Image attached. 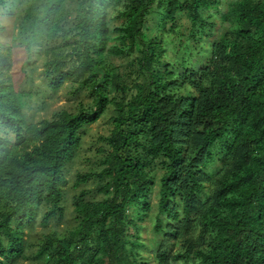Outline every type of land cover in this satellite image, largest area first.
Masks as SVG:
<instances>
[{"label": "trees", "instance_id": "1", "mask_svg": "<svg viewBox=\"0 0 264 264\" xmlns=\"http://www.w3.org/2000/svg\"><path fill=\"white\" fill-rule=\"evenodd\" d=\"M220 2L31 0L23 9L19 46L29 57L42 40L49 86L72 80L91 102L29 121L10 80L12 49L0 51V264L25 258V229L42 207L41 225L62 218L63 171L76 157L82 129L109 106L116 114L103 138L110 151L93 176L106 178L112 195L87 200L80 193L76 226L64 236L43 235L29 264H264V0H236L220 15L224 32L207 66L168 70L160 36L144 33L155 11L161 33L181 13L194 41L209 38L214 25L205 13ZM110 56L135 65L128 98ZM215 161L219 166L207 173ZM157 169L153 233L162 239L151 262L138 252V236L125 239L127 225L135 224L125 212L135 204L137 218L147 216Z\"/></svg>", "mask_w": 264, "mask_h": 264}, {"label": "rangeland", "instance_id": "2", "mask_svg": "<svg viewBox=\"0 0 264 264\" xmlns=\"http://www.w3.org/2000/svg\"><path fill=\"white\" fill-rule=\"evenodd\" d=\"M236 0H221L218 6L210 8L205 15L209 14L210 22L214 28L212 36L201 41H194L188 32L189 23L184 14L177 15V24L170 30V23L165 25V32H160L158 14L153 11L145 19L144 33L147 38L160 36L161 57L160 59L169 64L168 70L176 71L194 63L195 67L207 66L210 58V51L213 42L224 32V24L220 15L229 10L231 4ZM31 0H10L5 8L0 6V25L4 30L0 31V51L7 48L12 49V64L10 68V80L16 92L22 95L24 104L23 111L26 118L34 123L42 119H49L61 110L76 112L81 105L88 106L91 102L89 94L82 90L75 92L76 83L72 80L65 81L59 88L52 89L49 86L48 79L44 73V63L47 58L43 53L42 40L35 44L32 53L27 56L25 49L19 46L16 40L17 25L21 20L23 9L28 6ZM67 7L74 8V2H68ZM114 14H110L112 16ZM74 11L69 15L73 18ZM120 21L113 22V25ZM113 65H116L118 72L123 75L124 84L129 87L127 98L133 91L132 85L136 81V75L133 70L135 65L130 64L131 58H113L109 57ZM183 66V67H182ZM112 95L119 98V92H113ZM113 107H108L103 116L95 123L85 126L81 131V143L74 160L65 167L63 174L66 184L63 188V197L60 206L63 210L61 219L54 218L45 226L40 224V220L46 207H42L32 225L25 229L26 245L24 250V259H20L19 264H29L34 261L35 252L38 248L43 235L50 232H56L60 236L66 235L77 224V216L74 211V200L80 194H84L87 200H101L112 195V191L105 192L107 179H99L93 176L101 170V160L110 151V148L103 140L109 136L115 116ZM5 130L0 129V134ZM215 161L205 169L207 173L214 172L219 166ZM161 170H153L155 185L149 195L150 211L144 220L140 221L137 217V208L131 204L126 208L125 218L134 221L135 224L127 225L125 239L133 240L138 236V240L143 247L138 252L146 259L153 262L154 253L161 241V236H155L153 233L154 219L157 214L159 178ZM79 175H89L86 180L76 185V179ZM138 227V228H136ZM155 264V262H154ZM174 264H186L183 262Z\"/></svg>", "mask_w": 264, "mask_h": 264}]
</instances>
